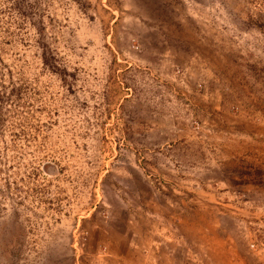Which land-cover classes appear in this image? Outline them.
<instances>
[{
	"label": "rangeland",
	"instance_id": "obj_1",
	"mask_svg": "<svg viewBox=\"0 0 264 264\" xmlns=\"http://www.w3.org/2000/svg\"><path fill=\"white\" fill-rule=\"evenodd\" d=\"M232 198L264 202V0H0V264H225Z\"/></svg>",
	"mask_w": 264,
	"mask_h": 264
},
{
	"label": "crops",
	"instance_id": "obj_2",
	"mask_svg": "<svg viewBox=\"0 0 264 264\" xmlns=\"http://www.w3.org/2000/svg\"><path fill=\"white\" fill-rule=\"evenodd\" d=\"M234 201L232 198L227 204L226 218L218 213L222 225H217L219 231L214 237L219 256L225 264H264V202L249 198L237 204Z\"/></svg>",
	"mask_w": 264,
	"mask_h": 264
},
{
	"label": "built area",
	"instance_id": "obj_3",
	"mask_svg": "<svg viewBox=\"0 0 264 264\" xmlns=\"http://www.w3.org/2000/svg\"><path fill=\"white\" fill-rule=\"evenodd\" d=\"M251 249H252V250H255V249H256V247H255V246H251Z\"/></svg>",
	"mask_w": 264,
	"mask_h": 264
}]
</instances>
